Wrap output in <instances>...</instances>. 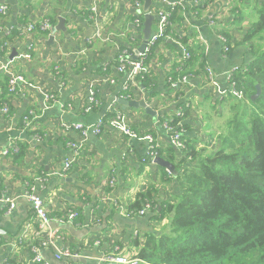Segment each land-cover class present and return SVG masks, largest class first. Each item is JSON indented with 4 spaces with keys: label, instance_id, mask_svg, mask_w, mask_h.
<instances>
[{
    "label": "crops",
    "instance_id": "crops-1",
    "mask_svg": "<svg viewBox=\"0 0 264 264\" xmlns=\"http://www.w3.org/2000/svg\"><path fill=\"white\" fill-rule=\"evenodd\" d=\"M135 1L142 6L143 0H99L94 20L90 18L93 0H0L7 6L6 14L0 15V61H9L12 50L18 54L0 71V95L4 93L10 111L4 115L0 104V264H37L32 260V246L39 247L40 256L48 264H105L101 261L104 253L116 251L132 257V240L141 238L144 232L159 230L163 224L152 220L151 209L144 215L127 216L124 212L136 193L150 186L159 189L155 195L157 203L168 197L157 184L159 166L145 161V141L112 128L109 118L99 134L88 131L83 140L79 131L67 129L63 123L88 126L116 109L135 131L152 134L159 147L166 148L170 139L163 123L173 118L179 101H186L189 114L180 121L187 127L185 139L196 140L197 146L216 141L208 137L207 131H218L213 112H221L223 107L219 104L214 110L211 104L222 97L219 90L228 87V69L246 65L250 60L244 46H234L246 26L245 21L234 23V0H211L200 14L194 10L188 13L192 7L189 6L182 11V28L176 29L180 35H190L192 44H201L205 65L213 70L215 84L200 70L196 75L186 74L187 84L167 87L169 74L180 69L181 60L180 41L165 37L166 42L150 43L145 51L146 86L138 81L126 91L122 86L127 77L116 71V51L118 47L132 51L142 42L143 24L133 23L139 9ZM163 7L159 0H152V35L156 31V12ZM212 16L215 26L208 21ZM58 17L64 18L67 32L57 31L49 47V34L23 29L30 21L41 18L55 19L57 23ZM143 20L144 17L141 23ZM215 29L231 35L227 53L219 38L222 34ZM10 34L13 38L8 42L6 37ZM9 73L21 75L30 85L22 83L17 95L9 93ZM90 87L98 103L85 111ZM48 92L55 95L54 101L45 100ZM125 92L130 93V98ZM119 98L144 101L151 111L140 106L124 108L118 103ZM28 108L35 110L36 117L23 129L22 116ZM10 137L24 148L19 161L1 153ZM70 140L80 143L77 154L68 147ZM65 156L71 157L72 162L63 172ZM111 174L115 177L113 188L107 185ZM27 183L34 185L50 216L45 229L38 227L32 206L24 196ZM9 200L14 206L8 210ZM70 208L81 210V221L58 220ZM48 239L53 243L41 246ZM64 247L77 255L56 259L54 253Z\"/></svg>",
    "mask_w": 264,
    "mask_h": 264
},
{
    "label": "trees",
    "instance_id": "trees-1",
    "mask_svg": "<svg viewBox=\"0 0 264 264\" xmlns=\"http://www.w3.org/2000/svg\"><path fill=\"white\" fill-rule=\"evenodd\" d=\"M210 1L193 4L188 13L194 10L200 14ZM249 4L251 13L243 9ZM232 13L235 24L257 15L234 45L244 46L250 54L246 70L236 72L232 78L242 95L236 97L227 92L213 100L214 110L221 104L228 113L218 125V131H207L208 137L216 140L214 143L204 141L202 146H197L196 140L185 139L183 133L187 127L182 124L183 147L175 149L170 145L155 149L156 157L173 163L177 173L173 175L159 166L161 176L157 184L166 190L168 197L157 203L155 195L159 189L150 186L136 193L125 208L135 212L149 200L152 220L163 222L159 230L144 232L141 238L132 240L135 253L130 258L136 259V264H264V0H246L235 6ZM135 17L143 19L140 14ZM48 19L51 25L57 24L55 19ZM183 21L182 8L177 5L163 35L177 38L190 52V58L180 69L172 70L167 87L170 80L178 76L196 75L205 70L206 58L201 44H192L190 35L176 31L178 26L182 28ZM215 31L226 37L230 48L231 35L227 31ZM164 36L156 43L166 42ZM12 38L10 34L6 41ZM4 49L7 51L6 47ZM147 79L146 75L141 81L144 86ZM256 85L260 86V93L252 98ZM4 103L8 104L2 93L0 104ZM185 104L186 101H179L177 107L183 108L184 114L175 116L169 122L172 126L188 116L189 106ZM109 116L107 114L106 118ZM23 150L20 145L18 151L10 155L19 161ZM144 158L150 162L147 153ZM75 210L78 216L74 222L81 221V210Z\"/></svg>",
    "mask_w": 264,
    "mask_h": 264
},
{
    "label": "built area",
    "instance_id": "built-area-1",
    "mask_svg": "<svg viewBox=\"0 0 264 264\" xmlns=\"http://www.w3.org/2000/svg\"><path fill=\"white\" fill-rule=\"evenodd\" d=\"M99 0H93L92 5L90 7L91 11V19H96L98 15L97 11V5ZM164 7L157 10L156 17H157V23H156V31L151 36L148 44L146 45L145 49L142 52L137 53L136 58H134V53L130 51V49L127 48H120L118 47L116 51V71L118 73H122L126 75V81L123 83L122 88L124 90H129L130 86H136L138 81H142L145 76L148 74V67L145 63V57L146 54L145 51L148 49V45L150 43H155L157 39L164 36L163 33L165 31V27L169 23V17L174 9L175 6L179 5L182 8V11L186 10L189 6H192L193 4H202L205 0H191V1H184V0H159ZM136 8H140L141 3L139 1H135L134 3ZM7 6L3 3H0V15L6 14ZM209 24L211 26H215L216 19L214 16L208 18ZM136 26H140L142 23L139 18H135L133 22ZM53 25H51L50 20L48 18H41L39 21H30L27 23L23 29L27 32H33L38 30L41 33H47L49 34L50 28ZM165 38V36H164ZM220 41L223 44V51L228 52L229 46L227 43L226 37L224 35H219ZM0 50H2L0 48ZM178 51H179V57L181 60V65L186 64V60L190 58V52L187 50V48L181 44L178 43ZM27 57H29V54H26ZM11 60L2 63L0 61V71L6 69L7 65L10 63ZM246 67L245 65H232L226 75L227 80V88H223L222 90H219V94L223 95L227 92L231 93L232 95L236 97H241L242 93L240 90H237L235 87V82L233 81V77L236 72L245 71ZM206 77L209 82L212 84H215L214 80V73L211 67L205 65L204 70ZM189 80V75H182L178 77L176 80H170V85L173 88H178L179 86H182L183 84H187ZM112 81V80H111ZM27 83L24 78L19 74H13L9 73L8 75V91L11 94L17 95L20 90V84ZM30 85V83H27ZM130 94H128L126 97L130 98ZM45 100H55V95L53 93H45L44 94ZM98 103V100L95 97V91L90 87L89 94H88V106L85 108V111H89L94 105ZM185 106H188L186 103ZM1 112L4 115H9V106L8 104L4 103L1 106ZM184 114L183 108L179 107L177 108L173 118L181 117ZM36 117L35 110L32 108H28L26 113L22 116V128L26 129L30 126L32 120ZM109 118V125L120 131L122 134L129 136L131 138H135L139 141H145L147 145V156L150 157V161L153 162L154 158L156 157L155 149L159 147V144L156 142L155 138L150 133H143L140 134L137 131H135L126 121L123 113L120 110L114 109L111 113ZM173 118L166 120L163 123L164 129L169 132V139H170V145L174 147L175 149H179L183 147V144L181 142V133L183 130H181V122H178L176 126H172L169 122H172ZM106 122L105 116H100L96 120L95 123L85 126L82 123H73V124H65L63 123V126L65 128H71L74 130L79 131L80 136L83 139L86 138V135L88 131H91V133L99 134L102 131V128H104V123ZM67 145L70 149H72L73 154H77L80 143H78L75 140H70L67 142ZM19 149V145L14 137H10L8 139L7 145L3 147L1 150V153L3 155H10L15 152H17ZM72 158L69 156H65L63 159V166L62 171L65 172L71 167ZM42 181V179H39ZM115 184V177L111 176L110 179L107 181L108 187L113 188ZM25 198L30 202L32 206V211L37 218V224L40 229H45L50 216L46 211L44 201L41 198V196L36 192L34 185L27 183L26 189L24 191ZM2 199V197H0ZM14 206V203L12 200H9V209H11ZM151 202L149 200H145L143 206L141 209L137 211H126V215H144L148 210L151 209ZM78 216L77 211L74 208H70L66 211L65 215L58 219L59 221L63 222H70L72 223L74 219ZM54 234V233H53ZM53 241L51 239H48L47 241L42 242L41 246H48L49 244H52ZM31 250L33 252V262L37 264H48L47 261H45L39 254V247L38 246H32ZM56 259H64V258H70L74 255H77V253H74L69 249L68 247L61 248L60 250H57L55 253ZM101 261L105 264H136V259L127 257L119 252L116 251H110L107 253H104L101 257ZM5 264H14L11 262H6Z\"/></svg>",
    "mask_w": 264,
    "mask_h": 264
},
{
    "label": "water",
    "instance_id": "water-1",
    "mask_svg": "<svg viewBox=\"0 0 264 264\" xmlns=\"http://www.w3.org/2000/svg\"><path fill=\"white\" fill-rule=\"evenodd\" d=\"M151 4H152V0H143L142 6L137 11L138 14H142L144 17V20L142 23L143 24L142 25L143 26V28H142L143 36H142L141 44L138 47L132 49V52L134 53V58H136L137 53L142 52L145 49V47L148 44L149 39L153 33L151 25H152V22L154 20V14L150 11ZM57 31H62L64 33L67 32V28L65 26V22H64L63 17H58L57 24L50 28V32H49V35H48L47 40H46L47 47L53 45L54 35ZM17 55H18L17 52L12 50L8 56V59L13 60V58L16 57ZM259 93H260V86L256 85V93L253 95L252 98H256L259 95ZM117 101L119 104L123 105L124 108L126 106H129V107L140 106V107L144 108L147 112L151 111L150 107H148L144 101H139V102L128 101L126 99H121V98H119ZM153 162L155 164H157L158 166L165 168L166 171H168L169 173H171L173 175L177 173V171L174 168V164L171 163L170 161L162 158V157H155Z\"/></svg>",
    "mask_w": 264,
    "mask_h": 264
},
{
    "label": "rangeland",
    "instance_id": "rangeland-1",
    "mask_svg": "<svg viewBox=\"0 0 264 264\" xmlns=\"http://www.w3.org/2000/svg\"><path fill=\"white\" fill-rule=\"evenodd\" d=\"M215 1V0H214ZM244 1L246 0H234V5L237 6V5H240L242 2L244 3ZM248 1V0H247ZM252 3V1H251ZM245 11H247L248 13H251V4L247 5V6H244L243 8ZM257 17V15L253 16L252 18H250V20L246 21L245 20V29L248 27V25L250 24V21L252 19H255ZM244 22V21H243ZM242 22V23H243ZM227 111L223 108L221 112H218V113H215L213 112V115L215 116V123H218L219 125L222 124L224 122V120L226 119L227 117Z\"/></svg>",
    "mask_w": 264,
    "mask_h": 264
}]
</instances>
